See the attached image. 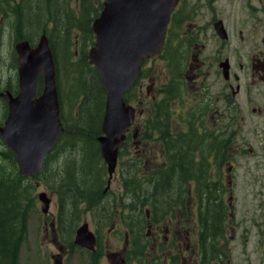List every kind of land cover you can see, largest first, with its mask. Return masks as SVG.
Returning <instances> with one entry per match:
<instances>
[{
    "label": "flooded vegetation",
    "instance_id": "1",
    "mask_svg": "<svg viewBox=\"0 0 264 264\" xmlns=\"http://www.w3.org/2000/svg\"><path fill=\"white\" fill-rule=\"evenodd\" d=\"M184 1L179 0L172 13L171 22L173 15L179 14L177 16L182 18L175 16L174 30L172 25H169L163 50L165 56L161 58L162 61L166 60L164 61L166 64L167 45L171 41L172 33L185 25L187 31L180 35V51L177 50L180 58L173 64L174 71L168 73L170 88H164V98L176 97L178 102L182 101L184 95L188 96L185 101H182L184 109L176 112L179 116L178 128L184 131L188 126L193 130L192 142L195 145L193 159H196L195 161L201 167L208 168L211 175L220 169L226 180V186L221 184L218 191V199L221 203H216L214 197L212 203H203L199 192L195 190L191 203H180L177 207L174 223L171 217L168 218L169 221L150 222L149 212L146 211L148 223L145 225L144 232L129 230L127 226L123 229L120 214L124 211L116 208L111 213L110 203H101L93 209L100 217L99 224L92 226L95 237L94 250L77 246L74 241L76 229L71 231V227L62 226L63 221L60 216L52 217L50 221H44L43 224L44 237H48L52 247L57 249L56 253H51L47 249L51 264H70V260H74L75 257L78 259V264L86 262L90 264H100V262L103 264H231V258L225 259L234 251L231 242L242 255L254 251L259 253L255 260L252 259L251 262L248 260L249 264H264V36L256 39L257 36L251 34V39H243V33L240 30L238 36L247 45L241 59L239 61L220 59L217 69L213 71L214 63L200 54L204 47L196 51V43L199 40L198 26L194 23L192 16H185L186 18L181 16L185 7L178 12ZM201 1L203 2L198 4L200 9L207 8V2V9L213 12V20L209 26L214 32L217 26L223 30L224 39H220L215 32L222 42L229 41L230 37L227 33L229 26L244 27L249 23L252 31H264V21L254 19L256 14H264V0ZM224 7L231 10L234 15L241 14L246 18H239L237 22L232 20L231 24H228L224 16L226 14ZM216 15L217 18H215ZM250 21L254 22L250 23ZM224 69L227 72L226 75L223 74ZM209 78L213 80L222 78L223 87H219V90L215 92L214 88H210L206 83ZM141 80L139 77L135 82L139 97L140 89L143 88L140 84ZM42 81L43 77L40 76L36 97L41 93L38 88ZM18 83V76H16V79L9 83V87L0 85V94L8 91L16 97L19 91ZM177 83L183 84L185 90L181 92L173 90ZM153 85L151 81V85L146 88V95L154 101L155 96H151ZM0 101L8 112V98L0 95ZM185 113L188 120L183 118ZM172 124L174 125V122ZM137 134L138 131L135 130L133 139L138 150L141 144L136 141ZM216 139L224 142V145L220 147L223 151L219 167L214 166L213 163L217 155L213 146ZM190 148L186 145L178 146L182 152ZM143 150L138 152L143 155L146 149L143 148ZM167 154L168 150L161 147L160 156L164 160L167 159ZM145 159L148 158L145 157ZM237 159L242 161L244 166L243 174L249 183L248 187H254L257 193L254 200L233 203L232 190L235 183L232 176L236 175L238 170ZM225 193L228 195L227 203L223 200ZM90 211L91 209L87 213ZM103 213L112 216L107 219ZM133 213H135L134 207L129 210L131 223L136 220V214ZM239 214L241 219L237 220ZM85 220L86 217L82 219L84 223ZM106 220L110 224L107 230L104 226ZM164 222L166 223L163 224ZM204 225H207V233L202 231ZM252 230L254 235L249 240ZM101 244L103 249L100 248ZM112 244L120 248L113 249ZM216 254L221 256L218 260L215 259Z\"/></svg>",
    "mask_w": 264,
    "mask_h": 264
},
{
    "label": "rangeland",
    "instance_id": "2",
    "mask_svg": "<svg viewBox=\"0 0 264 264\" xmlns=\"http://www.w3.org/2000/svg\"><path fill=\"white\" fill-rule=\"evenodd\" d=\"M56 2L57 1H54V3ZM201 2L203 1L185 0L181 8L183 9L185 7L184 14L192 16L194 23L198 26L197 29L199 34V40L196 43V51L202 50V47H204L203 51L200 54L204 57H207L210 62L214 63L212 68L213 71L217 69V63L220 59L228 58L230 61H234L236 59L237 61H239L241 59L243 53L246 51L245 47L247 45L246 43H243L238 36L240 30L243 33V39H251V34L257 36L256 39H260L264 36V31H252L251 28H249L250 24L247 23L244 27H237V25L234 28L230 26L227 27V33L230 37L229 41H220V39L216 36L213 28L209 26V24L212 23L213 20V12L207 9V2V8L200 9L198 4L200 5ZM44 3L45 0H0V85L2 87H9V83L16 79L17 56L14 51L15 45L22 41H29L32 44V47L35 46L39 40V37L41 36L42 30H44L42 29V27H47L48 30L51 31V40L49 38L48 39L50 40L51 48L56 59L57 84L59 87L61 119L63 121L64 126H66L67 124L71 125V128H73L74 126H76L81 116L80 111L82 102V91L78 88L79 82L83 81L85 78L91 77L92 69L87 65H83V52L85 49L83 45V40L76 39L75 41L73 36L67 33V30H65V25L61 23L63 22L64 16H61V14H59V17L61 19L58 21L57 31H53L56 26V24H54L55 22L53 20L46 19V17H49L47 13H42L38 17L39 12H41L44 7ZM56 5H58L59 10L66 9L68 12V8H73V6H75L73 0H58V3H56ZM224 10L226 13L224 14V16L225 19H227L226 22L228 24H231L232 20L237 22L239 18H246V16H241V14L240 16L234 15L233 13H231V10H229L227 7H224ZM31 13H33V15ZM215 18H217V15L215 16ZM254 19L264 21V14L258 13L254 15ZM253 22L254 21H250V23ZM186 31L187 30L185 25L182 29L180 28L179 30L173 31V36L169 43L170 46H168L176 51L179 48V37L183 32ZM68 36L70 37L69 40ZM172 58L176 59L177 54H175ZM164 61H162V59L155 62L150 61L145 63L144 65V73L141 78L142 80L140 81V84H142L143 86L142 90L140 89L141 96L139 97L136 93L134 97L135 100H133L132 102L131 98H133V96H131V100L129 101V104H131L136 108V110H138V115L134 126L135 129H139L140 127H142L143 123L149 120L148 115H151L153 117H159L160 115L158 109L153 107L150 96L146 95V88L151 85V81L154 83L151 96H155V103H160V99L164 97V88H170V83L168 82V73L173 72V69H175V66L172 62H169V60H167V63L165 64ZM144 74H146V78ZM206 83L210 88H214L215 92L219 90V87H223L222 78L214 80L209 78ZM187 88L190 89V87L188 86ZM174 98L176 101V97H173L171 102H173ZM186 98H188V96L186 97V95H184L182 101H185ZM142 100L143 102L140 103V101ZM182 101L179 100L174 104H170L169 108L171 107V109H173V112H179L180 110L184 109L182 108ZM95 105L96 100H94V98L88 99L86 105L87 113L85 115V119L88 116V112L93 110V107H95ZM162 111L163 110H161V112ZM6 113V108L4 107L2 101H0V127L3 124ZM151 113L154 114L152 115ZM96 116L94 117V120L97 124L98 122ZM183 118H186V120H188L186 113L185 117ZM177 120L179 121V116L177 114H174L171 118V123L174 122L172 131L178 130L179 122ZM84 123L86 125L85 121ZM215 129L217 130V128ZM132 136L133 131L129 133L127 147L125 148L126 150L121 157V159L126 162H129L132 157L135 156L136 153L137 146L134 143V140H132ZM84 143L85 142L78 140V144L75 146H67L66 144L65 146L67 147L65 149L61 148L57 150L52 156L47 158L45 166L40 173L41 175L39 174V177L32 180V183L35 184L36 187L33 193L34 202L29 207L28 223L26 230L27 238L25 243L21 246L19 254V264H51V261L48 259L47 249L51 253H56L57 249L55 247H52V245L50 244V239L46 236L44 237L43 235L44 221L48 222L52 217L54 218L55 216H60V214L63 212V215H61L60 217L63 222H66L64 226L68 225L70 222H72V216L70 215L71 212H69L68 216H66L65 212L69 208L73 207V203H81L78 207L81 216L79 223L76 225V230L84 224L82 219H84L85 217V223H88L89 229H91V231H93V225L99 224L100 217L98 213L95 212L93 209L95 207L100 206L101 203L88 204L83 197L79 196V194L72 193V197H68L66 200L63 199V203H60L61 190L59 185V178L63 177L65 172H59L66 171L70 174H73L74 171L71 172L68 171V169L66 170L67 166L69 167L71 164L75 163L74 165H76V167H79V163L81 160H84L87 170L89 167H91L88 166L87 159L89 152L87 146ZM143 148L146 149V152L145 154L140 156V158L144 163L145 170H142L140 174H135L132 169L128 168V165H125V168L122 169L124 173V175L122 176L119 175L117 167L116 173L112 175V180L109 185H107L108 174L106 175V181L103 185L104 189L102 190L103 198L108 195V198H106L110 201L109 206L111 213L114 212L113 210H116V206L118 203L128 205L127 213L120 214V218L123 223V229H125V227L127 226L129 227V230L131 229L133 231L135 230V227L134 223L130 222L131 220L129 214V210L131 209L132 205L129 199L130 192L136 185L145 184L144 181L146 180L142 179L150 178L148 176H151L146 174H154L156 172H163L166 170L165 168H162V165H165V160H163L160 156L159 143H154V141H151L150 144L144 146L140 145L139 150L143 151ZM176 148H178V146H176ZM98 149L100 154L99 146ZM7 151L9 150L0 140V164H5L4 158ZM150 153H152V155H150ZM145 157L148 159H145ZM100 158V164L105 166L107 170L106 163L101 157V154ZM236 162L238 164V170L236 172V175L232 176V180L235 183L234 188L232 190L234 199L233 203H242L246 200L251 199L254 200L256 198L257 193L254 190V187H248L249 183L246 179V176L243 174L245 172V169L242 164V161L237 159ZM168 167L170 166L168 165ZM145 175L147 177H144ZM223 178L224 176L222 175V185L225 187L226 180L225 178ZM37 183H39V185ZM75 183L70 186L76 187ZM176 183L177 182L173 180L172 193L170 197L175 194L177 186ZM145 188L151 190V184L146 183ZM80 189L81 188H79L78 191H80ZM40 193H45L46 197L50 200V204L48 207L49 216H46L42 213L45 206L39 199ZM76 195L77 198L80 197V199L75 198ZM223 200L225 203H227L228 195H226V193L223 197ZM82 203L85 204L83 205ZM251 204L256 205L257 203ZM161 206L163 208L167 207L162 204ZM90 209L91 211L87 213ZM133 214H137V211ZM176 214L177 211H175L174 213L175 219L172 221V223L176 222ZM237 218V220H240L241 215L239 214ZM90 219H94V221H90ZM165 223L166 222H164L163 224ZM105 225H107L105 229L107 230L110 227V224L107 223ZM253 235L254 230H252V234L249 240L253 237ZM231 243L234 251L231 252L229 256L225 257V259L231 258V264H249L248 260L250 262L252 259L255 260V257L259 254L254 251L253 253L248 252L247 254L242 255L241 252L237 250L238 248L236 249V246L233 244V242ZM100 248L103 249V244H101ZM111 248L116 249L120 248V246L112 244ZM220 257L221 256L218 254L215 255L216 260H218ZM70 264H78L77 257H75L74 260L71 259ZM84 264L90 263L86 262ZM100 264L103 263L100 262Z\"/></svg>",
    "mask_w": 264,
    "mask_h": 264
},
{
    "label": "trees",
    "instance_id": "3",
    "mask_svg": "<svg viewBox=\"0 0 264 264\" xmlns=\"http://www.w3.org/2000/svg\"><path fill=\"white\" fill-rule=\"evenodd\" d=\"M54 1H57L56 3H58V0H45L44 7L41 12H39L38 17L42 13H47L49 17H46V19L55 22L54 24H56V26L53 31H57L58 21L61 19L59 14L64 16L63 22L61 23L65 25L67 33L71 34L75 41L76 39L83 40L85 49L83 52L82 63L92 69V75L79 82L78 88L82 91L80 119L73 128H71V125L66 124L65 129L67 132L59 139L57 146L47 158L61 148L65 149L67 146L77 145L78 140L85 142L84 144L87 146L89 152L87 159L88 166L91 167L87 170L84 160H81L79 167H76V165H74L75 163L71 164L69 167L67 166L66 170L68 169V171L71 172L74 171L73 174L66 171L59 172H65L64 176L59 178L61 190L60 203H63V199L66 200L68 197H72L71 193L79 194V196L83 197L88 204L110 203V201L107 200L108 195L104 198L102 195L107 170L105 166L100 164L101 158L98 149L99 144H97V137L100 135L101 121L104 113L105 93L99 75L96 70L89 65L87 56L88 48L92 47L94 43V37L90 28L91 23L101 11L102 0H73L75 6H73V8H68L69 12L66 9L59 10L58 5H56ZM180 9L182 8L180 7L178 12ZM31 14L33 15V13ZM183 14H181V16L184 18H186L185 16H188L187 14ZM177 15L179 14L173 15L172 22L170 20L169 25H172V30H174L175 26H173V24L174 19L178 17ZM178 18L180 19L182 17ZM42 29H44L42 32L45 31L48 38L51 40V31L45 26H43ZM69 39L70 37L68 36V40ZM168 45L170 46V44ZM168 45V54L166 53V56H168L169 62L174 64V62L180 58V54L178 53L180 50L178 48V51H175ZM164 54L162 56H164ZM172 54H177V58H172L174 56ZM143 73L144 72L141 73L142 75H140V78L143 76ZM173 90L181 92L185 90V88L183 84L177 83L174 85ZM136 93L139 94L137 84H135L131 90L124 95V100L129 103L132 99L133 102ZM131 96H133V98H131ZM90 98L96 100V105L93 107V110L88 112V116L85 119L87 113L86 105ZM171 100L172 98L165 99L164 97L160 99V103H155V100H151L153 107L158 109L160 115L159 117L148 115L149 120L143 123L138 134V143L141 145H147L150 144L151 141H154V143H159L160 149L161 147L167 149L168 154L167 159L165 160L167 164L162 165V168L166 169L165 171L146 174L151 175L148 176L150 178L142 179L146 180L144 181L145 184H151V190L145 188V184H138L129 194L130 203H132L131 208L134 207L135 212L137 211L136 223L134 222V227L137 232L145 231V225L148 223V220L146 219V211L149 212L150 222L159 223L161 221H169V217H171L173 221L175 219L174 213L178 205L180 203H191L192 198L196 193L195 190L199 192L201 199H203V203H212L213 197L216 203H221L218 199V191L222 184V173L219 169L218 172L211 175L208 168L205 169L201 167L200 164L195 161L196 159H193V148L195 145L192 142L193 130L191 128L187 126L184 131L179 130V128L176 131H172L173 124L171 123V118L176 112H173L171 107L169 108V105L172 104ZM174 103H176L175 98L173 100V104ZM161 110L163 111L161 112ZM151 114L153 115L154 113ZM95 116L97 118V124L94 120ZM84 121L86 122V125ZM214 142L213 146L217 155L213 163L214 166L219 167L223 151L220 147L224 145V142L218 139ZM127 143L128 140L118 153V173L123 176L124 173L122 169L125 168V165H128V168L132 169L135 174H140L142 170H145V166L142 159L136 153L129 162L121 159L126 150ZM66 144L67 146H65ZM183 145L191 148L186 152H182L180 149L176 148V146ZM161 158L163 159L162 156ZM4 161L5 164H0V264H19L21 246L25 243L27 238L26 230L29 207L34 202L33 193L36 187L35 184L32 183V180L37 177L32 179L21 178L17 173L14 155L11 151L6 152ZM168 164L170 167H168ZM146 175L144 177H147ZM173 180L177 182V186L175 194L170 197ZM74 183L76 187L70 186ZM79 188H81L80 191H78ZM213 188L215 189L214 191ZM80 197L77 198V195L75 196L77 199H80ZM80 204L81 203H73V207L65 212L66 216L71 212L70 215L72 216V222L66 225L72 228L71 231L74 230L80 221L81 213L78 210ZM82 204L84 205L85 203ZM161 204L167 207L163 208ZM116 208L120 211H124V213L121 214H126L128 211V205H123L122 203H118ZM100 210L102 211L101 208ZM61 215H63V212L60 216ZM104 215L107 219L112 216L108 213ZM107 223L106 220L105 224ZM63 224L65 225L66 222H63ZM63 224L61 223L62 226H64ZM202 231L203 233H207V225L202 227Z\"/></svg>",
    "mask_w": 264,
    "mask_h": 264
},
{
    "label": "water",
    "instance_id": "4",
    "mask_svg": "<svg viewBox=\"0 0 264 264\" xmlns=\"http://www.w3.org/2000/svg\"><path fill=\"white\" fill-rule=\"evenodd\" d=\"M178 0H103L99 15L92 21L94 44L88 61L96 69L105 92L101 136L97 138L106 163L108 185L117 164L118 150L125 133L133 125L135 110L123 96L138 78L142 63L157 59L163 50L170 16ZM218 26L215 32L224 39ZM19 91L0 94L8 98V113L0 127V140L13 152L18 174L35 177L42 170L46 155L65 132L60 119L56 68L49 41L42 34L33 48L28 41L17 43ZM226 70L223 74L226 75ZM43 77L40 96L36 97L38 78ZM46 213L50 200L39 194ZM75 244L93 250L94 236L82 225Z\"/></svg>",
    "mask_w": 264,
    "mask_h": 264
},
{
    "label": "bare ground",
    "instance_id": "5",
    "mask_svg": "<svg viewBox=\"0 0 264 264\" xmlns=\"http://www.w3.org/2000/svg\"><path fill=\"white\" fill-rule=\"evenodd\" d=\"M104 193V192H103Z\"/></svg>",
    "mask_w": 264,
    "mask_h": 264
}]
</instances>
